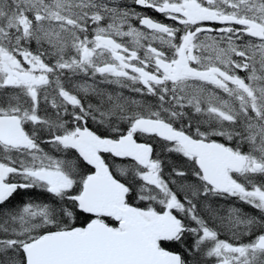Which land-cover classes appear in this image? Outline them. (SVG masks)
<instances>
[{
	"label": "snow or ice",
	"instance_id": "obj_1",
	"mask_svg": "<svg viewBox=\"0 0 264 264\" xmlns=\"http://www.w3.org/2000/svg\"><path fill=\"white\" fill-rule=\"evenodd\" d=\"M0 264H264V0H0Z\"/></svg>",
	"mask_w": 264,
	"mask_h": 264
}]
</instances>
